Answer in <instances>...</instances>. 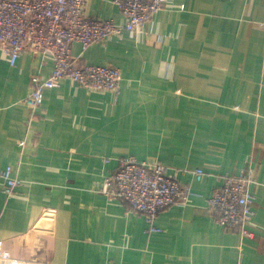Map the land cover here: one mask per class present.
<instances>
[{
  "label": "crops",
  "instance_id": "0c3cea01",
  "mask_svg": "<svg viewBox=\"0 0 264 264\" xmlns=\"http://www.w3.org/2000/svg\"><path fill=\"white\" fill-rule=\"evenodd\" d=\"M168 2L142 34L72 45L78 64L120 70L118 92L63 81L33 119L31 78L50 77L53 59L11 66L0 51V171L22 182L0 192V252L13 264H264V0ZM85 14L125 24L113 0H89ZM129 158L176 171L189 192L154 233L104 191ZM245 175L250 237L208 208L225 176Z\"/></svg>",
  "mask_w": 264,
  "mask_h": 264
},
{
  "label": "built area",
  "instance_id": "2783aa9c",
  "mask_svg": "<svg viewBox=\"0 0 264 264\" xmlns=\"http://www.w3.org/2000/svg\"><path fill=\"white\" fill-rule=\"evenodd\" d=\"M89 0H0V51L15 66L24 54L51 57L54 62L50 77L31 78V90L25 101L31 119L38 116L47 90L57 89L63 81L95 92H118L122 75L114 66L80 65L71 55L78 43L87 48L104 43L123 32L144 33L156 13L165 9L169 0H113L124 25L112 20L90 19L85 11ZM176 171L159 163H140L123 159L118 171L107 181L105 193L125 202L129 211L143 215L151 233L156 232L159 213L185 203L189 192L174 176ZM203 170L194 172L201 181ZM250 176H225L222 185L211 195L208 208L223 229L250 237L247 227L255 216V197ZM22 185L11 169L0 171V192L10 198ZM113 187V190L110 188ZM0 264L13 261L0 252Z\"/></svg>",
  "mask_w": 264,
  "mask_h": 264
},
{
  "label": "rangeland",
  "instance_id": "374dc122",
  "mask_svg": "<svg viewBox=\"0 0 264 264\" xmlns=\"http://www.w3.org/2000/svg\"><path fill=\"white\" fill-rule=\"evenodd\" d=\"M136 34V33H135ZM210 211V210H209ZM211 212V211H210ZM212 213V212H211ZM213 215V214H212ZM214 216V215H213Z\"/></svg>",
  "mask_w": 264,
  "mask_h": 264
},
{
  "label": "trees",
  "instance_id": "16d2710c",
  "mask_svg": "<svg viewBox=\"0 0 264 264\" xmlns=\"http://www.w3.org/2000/svg\"><path fill=\"white\" fill-rule=\"evenodd\" d=\"M125 21H126V19H125Z\"/></svg>",
  "mask_w": 264,
  "mask_h": 264
}]
</instances>
